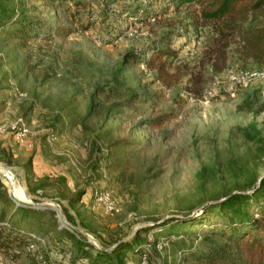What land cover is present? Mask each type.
<instances>
[{
  "label": "rangeland",
  "instance_id": "374dc122",
  "mask_svg": "<svg viewBox=\"0 0 264 264\" xmlns=\"http://www.w3.org/2000/svg\"><path fill=\"white\" fill-rule=\"evenodd\" d=\"M192 10L173 0H22L15 14L43 24L25 44L11 37L17 23L1 19L0 163L21 171L30 195L60 201L105 248L131 243L137 233L155 243L128 253L126 264H191L166 235L171 220L199 216L227 192L249 194L248 183L257 187L264 178V82L231 79L264 69L240 60L234 44L219 61L211 26L194 27ZM153 48L174 53L162 61L179 75L175 87L155 82L145 66ZM192 75L201 78L197 93L185 90ZM116 82L121 100H135L122 113L107 111L97 92ZM91 104L102 107L87 117ZM161 116L162 125L147 124ZM19 119L28 130L23 138L9 128ZM100 195L117 211L107 213ZM34 211L54 214L61 228L56 213ZM48 220L29 227L33 242L20 260L0 252V264H29L27 255L37 264H67L74 251L49 232Z\"/></svg>",
  "mask_w": 264,
  "mask_h": 264
},
{
  "label": "trees",
  "instance_id": "16d2710c",
  "mask_svg": "<svg viewBox=\"0 0 264 264\" xmlns=\"http://www.w3.org/2000/svg\"><path fill=\"white\" fill-rule=\"evenodd\" d=\"M173 1L177 7L193 8L188 17L192 19L194 27L211 26L218 41L217 46H213L211 51L216 54L219 61L226 58L227 48L234 44L240 60L252 61L264 69V0ZM21 4L22 0H0V27L3 23L2 18L17 23L18 28L10 32L11 37L25 44L32 35L38 34L43 24L23 14H15L14 10ZM10 5L11 10L8 9ZM151 51L145 66L154 71V81L166 89L175 87L180 77L162 61L163 57L173 56L174 53L154 48ZM116 83L117 87L110 89L106 94L103 88L97 92L104 95L106 103H109L105 108L107 111L115 110L116 113H122V109L128 108L135 100L133 97L121 100L117 94L120 84ZM200 85L201 78L192 75L186 83L185 90L197 93L201 89ZM100 106L101 104L97 106L91 104L87 117ZM238 109L252 111L249 105H241ZM166 120V116H161L147 121V124L157 127ZM252 130L257 132L254 128ZM247 137L252 141L253 136ZM123 144L127 142H118V145ZM26 168L29 169V164ZM255 183V181L248 183L247 188L253 189L249 194L227 192L216 198V201L220 202L202 207L201 215L187 214L177 220H171L175 223L169 226L166 235L174 236L175 240L171 241V244L178 250L177 252L183 253L185 261L191 264H264V178L259 181L257 187ZM29 189L33 194L37 192L35 187ZM208 215L214 216V220H205V216ZM43 217L49 219L51 225L49 232L56 234L59 241H68L74 251V254L71 251L72 258L67 264H78L79 261H86L87 264H126L128 253L141 254L144 243L151 246L155 244L148 243L137 233L131 243H121L112 252L94 250L66 230L59 228L54 214L16 207L9 199L6 188L0 183V252L14 262L20 260L26 246L33 242L29 227L41 223ZM177 226L206 228L201 235L188 230L180 234L175 232ZM27 257L29 264H37L34 256Z\"/></svg>",
  "mask_w": 264,
  "mask_h": 264
},
{
  "label": "water",
  "instance_id": "95a60500",
  "mask_svg": "<svg viewBox=\"0 0 264 264\" xmlns=\"http://www.w3.org/2000/svg\"><path fill=\"white\" fill-rule=\"evenodd\" d=\"M0 183L6 188L9 199L23 209L48 210L57 215L61 228L66 229L76 236V238L86 243L95 250L112 252L118 244L105 248L99 240L88 234L86 231L78 228L68 210L58 200H44L30 195L24 185V178L21 171L0 163Z\"/></svg>",
  "mask_w": 264,
  "mask_h": 264
},
{
  "label": "built area",
  "instance_id": "2783aa9c",
  "mask_svg": "<svg viewBox=\"0 0 264 264\" xmlns=\"http://www.w3.org/2000/svg\"><path fill=\"white\" fill-rule=\"evenodd\" d=\"M231 79L238 84H243L246 86L248 83H252L254 81H262L264 82V72L262 71H252V72H244L240 73L237 76H231ZM231 97L234 96L233 93L230 94ZM11 131H16V136L19 138H23L27 135L28 130L26 128V124L22 119H19L15 123L11 124L9 127ZM4 131L3 127H0V134ZM98 202L102 204L104 207V210L112 214L113 212H116V206L114 203L110 200L109 196L107 195H100L97 199Z\"/></svg>",
  "mask_w": 264,
  "mask_h": 264
},
{
  "label": "crops",
  "instance_id": "0c3cea01",
  "mask_svg": "<svg viewBox=\"0 0 264 264\" xmlns=\"http://www.w3.org/2000/svg\"><path fill=\"white\" fill-rule=\"evenodd\" d=\"M35 156V158L37 157V155H34Z\"/></svg>",
  "mask_w": 264,
  "mask_h": 264
}]
</instances>
